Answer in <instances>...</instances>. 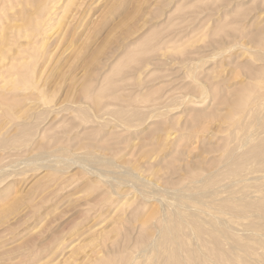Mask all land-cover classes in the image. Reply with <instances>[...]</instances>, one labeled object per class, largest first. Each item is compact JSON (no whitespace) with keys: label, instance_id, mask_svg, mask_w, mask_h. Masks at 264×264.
Wrapping results in <instances>:
<instances>
[{"label":"rangeland","instance_id":"obj_1","mask_svg":"<svg viewBox=\"0 0 264 264\" xmlns=\"http://www.w3.org/2000/svg\"><path fill=\"white\" fill-rule=\"evenodd\" d=\"M262 145L264 0H0V264H264Z\"/></svg>","mask_w":264,"mask_h":264},{"label":"bare ground","instance_id":"obj_2","mask_svg":"<svg viewBox=\"0 0 264 264\" xmlns=\"http://www.w3.org/2000/svg\"><path fill=\"white\" fill-rule=\"evenodd\" d=\"M19 30H20V28H19ZM151 39H152V38H151ZM149 40H150V39H149ZM152 41H153V40H152ZM148 43H149V42H148ZM148 43H147V44H148ZM150 43H151V42H150ZM145 51H146V50H145ZM136 53H137V51H136ZM136 53H135V54H136ZM142 53H143V52H142ZM132 54H134V53H132ZM144 54H146V53H144ZM137 55H138V54H137ZM133 56H135V55H133ZM135 57H136V56H135ZM135 57H133V58H135ZM135 59H136V58H135ZM19 85H20V84H19ZM124 115H126V114H124ZM260 144H261V143H260ZM260 144L258 145V150H259V146H261ZM256 147H257V146H256ZM256 147H255L254 149H257ZM260 148L263 149V148H264L263 145H262V147H260ZM262 149H261V150H262ZM258 150H256V151H258ZM253 151H254V150H253ZM253 151H251V152H253ZM256 151H255V152H256ZM260 152H261V151H260ZM263 152H264V151H263ZM253 153H254V152H253ZM253 153H252L251 155H253V157H255ZM251 155H250V156H251ZM256 155H257V154H256ZM259 155H260V153H259ZM257 156H258V155H257ZM257 156H256V157H257ZM177 191H178V190H177ZM179 201H180V200H179ZM182 202H183V201H182ZM179 203H180V202H179ZM179 203H178V204H179ZM184 203H185V202H184ZM181 204H182V203H181ZM257 204H258V203H257ZM263 204H264V203H263ZM187 205H188V204H187ZM258 205H259V204H258ZM260 205H262V204H260ZM188 206H189V205H188ZM188 206H187V207H188ZM263 206H264V205H263ZM180 207H182V206H180ZM261 207H262V206H261ZM261 207H260V208H261ZM184 208H186V207L184 206ZM192 209H193V208H192ZM221 209H222V208H221ZM263 209H264V208H263ZM187 211H189V213H192V212H194L195 210L192 211V212H190V210H187ZM187 211L184 212V213H187V214H185V216L188 215V212H187ZM224 211H226V210H224ZM224 211H219V213L222 212V214H223ZM178 213H179V212H178ZM178 213H177V214H178ZM184 213H183V214H184ZM225 213H226V212H224V214H225ZM227 213H229V212H227ZM227 213H226V214H227ZM173 214H174V213H173ZM173 214H172V215H173ZM177 214H176V215H177ZM183 214H182V215H183ZM194 214H195V213H194ZM254 214H255V215H259V214H257V213H254ZM182 215H181V216H182ZM189 215H190V214H189ZM196 215H197V214H196ZM196 215H194V216L196 217ZM216 215H217V214H216ZM216 215H214L213 217L216 218ZM219 215H220V214H219ZM252 215H253V214H252ZM163 216H164V215H163ZM173 216H174V215H173ZM191 216L193 217V215H191ZM191 216H189L190 218H189L188 216H187L186 218L191 219ZM217 216H218V215H217ZM244 216H246V214H244ZM244 216H243V217H244ZM177 217L181 218L179 214H178V216H176V218H177ZM183 217H184V215H183ZM199 217H200V216H199ZM203 217H204V216H202V217H200V218L204 219ZM232 217H233V215H232ZM232 217H230V219H232ZM165 218H166V217H165ZM171 218L173 219V218H175V217H170V219H171ZM186 218L184 217V218H182L181 220H183V221H184V220H187V221H188V219H186ZM215 218H214V219H215ZM218 218H219V216H218L216 219H218ZM238 218H239V217H238ZM167 219H169V218H166V220H167ZM170 219H169V220H170ZM214 219H213V220H214ZM223 219H224V218H223ZM240 219H241V218H240ZM163 220H165V219H163ZM166 220H165V221H166ZM173 220H174V219H173ZM173 220H172V221H173ZM177 220H178V219H177ZM179 220H180V219H179ZM191 220H192V219H191ZM194 220H195V219H194ZM165 221H164V222H165ZM167 221H168V220H167ZM172 221H171V222H172ZM174 221H175V220H174ZM174 221L172 222L173 226H174ZM183 221H182V222H183ZM205 221H206V220H205ZM219 221H220V220H219ZM224 221H225V219H224ZM226 221L228 222V220H226ZM178 222H179V221H178ZM213 222H214V221H213ZM221 222H222V221H221ZM233 222H234V221H233ZM236 222H237V220H236ZM175 223H176V222H175ZM179 223H180V222H179ZM192 223H193V225H194V222H192ZM218 223H219V222H218ZM239 223H240V222H239ZM168 224L170 225L171 223H168ZM168 224H167V226H168ZM172 224H171V225H172ZM189 224H191V223H190V220H189ZM220 224H221V223H220ZM224 224H225V223H224ZM233 224L235 225V222H234ZM171 225H170V226H171ZM177 225L179 226V224H177ZM187 225H188V224H187ZM222 225H223V223L221 224V226H222ZM241 225H242V224H240V226H241ZM170 226H169V227H170ZM194 226H195V225H194ZM221 226H220V227H221ZM224 226H225V225H224ZM227 226H228V225H227ZM227 226L225 227V229L227 228ZM229 226H230V225H229ZM242 226H243V225H242ZM169 227L165 228V229H167V230H164L165 233L163 232V233H162V236H163L164 234L166 235V231H167V235L172 234V233L174 232V231H172V230H175V228H176V226H175V228H173V229H172V226H171L170 228H169ZM201 227H202V226H201ZM232 227H234V226H232ZM236 228H237V227H236ZM196 229H197V228H196ZM202 229H203V227H202ZM202 229H201V230H202ZM222 229H223V227H222ZM225 229H224V230H225ZM229 229H230V228L228 227V230H229ZM233 229H234V228H233ZM233 229H232V230H233ZM240 229H242V228H240ZM176 230H177V229H176ZM176 230H175V231H176ZM201 230L199 229L200 232H201ZM203 230H204V229H203ZM203 230H202V232H203ZM224 230H221V231H224ZM230 230H231V229H230ZM230 230H229V232L232 231V230H231V231H230ZM221 231H220V232H221ZM232 232H233V231H232ZM177 233H178V232H177ZM177 233H176V234H177ZM207 233H208V236H209V232H207ZM222 233H223V232H222ZM222 233H218V234L221 236ZM227 233H228V231H227ZM227 233H226V234H227ZM234 233H235V230H234ZM234 233H233V234H234ZM178 234H179V233H178ZM224 234H225V233H224ZM180 235H181V234H179V236H180ZM188 235H189V234H188ZM190 235H191V234H190ZM219 235H217V236L220 238L219 240L225 239V238L228 236V234H227L226 237L223 236V238H222V237H220ZM222 235H223V234H222ZM229 235H230V233H229ZM211 236H212V235H211ZM215 236H216V235H215ZM215 236H214V239H216V241H217L218 238H216L217 236H216V237H215ZM230 236H231V235H230ZM237 236H238V235H235L236 238H237ZM224 237H225V238H224ZM231 237H232V236H231ZM235 237L232 238V239H233V242H234V240H235V239H234ZM238 237H239V236H238ZM166 238H167V236H166ZM166 238L164 237V239H166ZM208 238H209V237H208ZM221 238H222V239H221ZM227 238H228V239H227V241H225V242L228 243V244H232V247H233V245L236 244V243L233 244V243H232V239H230L231 242H229V241H230V240H229V237H227ZM174 239H175V238H174ZM209 239H210V238H209ZM214 239H213V241H214ZM175 240H176V239H175ZM202 240H203V239H202ZM202 240H200L201 243H202ZM206 240H208V239H206ZM219 240H218V241H219ZM236 240H237V239H236ZM236 240H235V241H236ZM153 241H154V240H153ZM155 241H156V240H155ZM166 241H167V240H166ZM203 241H204V240H203ZM213 241H211V239H210V241H204V243H206V242L209 243V242H213ZM216 241H215V242H216ZM218 241H217V242H218ZM239 241H240V240H239ZM239 241H238V242H239ZM241 241H242V240H241ZM241 241H240V244H242ZM173 242H174V241H173ZM181 242H182V241H181ZM217 242H216V243H217ZM225 242H223V243L225 244ZM238 242H237V244H239ZM149 243L152 244L153 242H151V240H150ZM155 243H156V242H155ZM162 243H163V241H162ZM162 243H161L160 245H163V246H164V244H162ZM164 243H166V244H165V246H166V245H167V242H164ZM183 243H184V242H183ZM183 243H182V244H183ZM192 243H193V242H192ZM198 243H200V242H198ZM201 243H200V244H201ZM218 243H219V242H218ZM220 243H221V242H220ZM150 244H149V245H150ZM180 244H181V243H180ZM182 244H181V245H182ZM184 244H185V243H184ZM184 244H183V245H184ZM210 244H212V243H210ZM228 244H227V245H228ZM237 244H236V245H237ZM152 245H153V244H152ZM155 245H156V244H155ZM175 245H176V244H175ZM195 245H196V244H195ZM201 245H202V244H201ZM208 245H209V244H208ZM218 245H219V244H218ZM236 245H235V246H236ZM167 246H168V245H167ZM177 246H178V245H177ZM184 246H185V245H184ZM184 246H183V247H184ZM209 246H210V250H211V247L214 246V243H213L212 246H211V245H209ZM215 246L218 247L217 245H215ZM225 246H226V245H225ZM228 246H229V245H228ZM230 246H231V245H230ZM237 246L240 247L241 245H240V246L237 245ZM242 246H244V247H242L243 249H244L245 247H247L246 245H243V244H242ZM149 247L152 248V247H155V246H152V247L149 246ZM202 247H204V244H203V246H201L200 248H202ZM205 247L208 248V246H206V245H205ZM219 247H220V246H219ZM226 247H227V246H226ZM226 247H225L224 249H226ZM238 247H236V248H238ZM146 248H147V247H146ZM150 248H149V249H150ZM170 248H171V246H170ZM176 248H177V247H176ZM178 248H180V245L178 246ZM228 248H229V247H228ZM234 248H235V247H234ZM234 248H232V249H233V253H234V256H235V255L237 254V253L235 254V252H236L237 249H234ZM149 249L147 248V251H148ZM161 249H162V248H161ZM161 249H160V250H161ZM164 249H165V248H164ZM185 249H186V247H185ZM193 249H194V248H193ZM202 249H203V248H202ZM202 249H201V250H202ZM208 249H209V248H208ZM208 249H207V251H206V250H205V251H206V252L209 251L210 253L213 252L212 250H214L213 247H212V250H211V251L208 250ZM218 249H219V248H218ZM221 249H222V247H221ZM240 249H241V248H240ZM240 249H239V250H240ZM243 249H242V251H244V250H248V248H247V249L245 248L244 250H243ZM142 250H143V247H142ZM152 250H154V248H152ZM160 250H159V251H160ZM162 250H163V249H162ZM170 250H171V251L173 250L174 253H173V255L171 254L172 256L170 257L169 260L166 258L167 262H165V264H181V262H179V260H181V259H179V257H178L180 254H179V255H176L175 250H174L173 248L170 249ZM170 250H169V251H170ZM180 250H181V249H180ZM186 250H188V248H187ZM189 250H190V249H189ZM201 250H200V251H201ZM216 250H217V248H216ZM216 250H214V251H216ZM219 250H220V249H219ZM228 250H230V248H229ZM234 250H235V252H234ZM165 251H166V250H165ZM192 251H193V250H192ZM194 251H195V252H194ZM194 251L191 252V250H190V252H191L190 255H192V253H193V254L198 253V252H196V250H194ZM203 251H204V249L202 250V252H203ZM222 251H225V250L222 249ZM226 251H227V250H226ZM226 251H225L224 255L226 254ZM141 252H142V251H141ZM180 252H181V251H180ZM185 252H186L185 250H184V252L182 251L181 253H184V256H183L182 254H181V255H182L184 258H187V259H188V257H186L187 255L185 256ZM188 252H189V251H188ZM206 252H205V253H206ZM217 252H218V250H217ZM220 252H221V251H220ZM237 252H238V251H237ZM240 252H241V251H240ZM240 252H238V253L241 254V255H238V254H237V256H242L243 252H242V253H240ZM166 253H167V252H166ZM166 253H165V254H166ZM210 253H209V254H210ZM213 253H214V252H213ZM215 253H216V252H215ZM222 253H223V252H222ZM227 253H230L231 255H233L231 250H230V252L227 251ZM186 254H187V252H186ZM199 254L201 255V254H203V253H199ZM206 254H207V253H206ZM206 254H205V255H206ZM209 254H207L206 257H207V259H210V260H211V257L208 258V257H209V256H208ZM217 254H218V253H217ZM219 254H221V253H219ZM219 254H218V255H219ZM230 254H228V255H230ZM197 255H198V254H197ZM203 255H204V254H203ZM210 255L213 256L212 258H216V257L218 256V255H216V254H215V256H214V254H210ZM231 255H230V256H231ZM225 256H226V255H225ZM230 256H229V257H230ZM237 256H235V257H237ZM168 257H169V253H168ZM190 257H191V256H190ZM198 257H200V256L198 255ZM198 257H197V258H198ZM204 257H205V256H204ZM222 257H223V256H222ZM180 258H182V257H180ZM195 258H196V256H195L193 259L190 258V260H193L192 262H194ZM201 258H202V257H201ZM224 258H225V257H223V259H224ZM242 258H244V257H242ZM242 258L239 257V258H237V259L240 260V259H242ZM187 259H186V260H187ZM199 259H200V258H199ZM205 259H206V258H205ZM217 259H218V257H217ZM221 259H222V258H221ZM227 259H229V258L226 257L225 260H227ZM231 259L233 260V256L231 257ZM231 259H230V260H231ZM183 260H184V259H183ZM197 260H198V259H197ZM200 260L202 261L203 259H200ZM200 260H198V261L200 262ZM213 260H214V262H213ZM213 260H211V261H212L211 264H212V263H214V264H217V263L219 264V263H220L219 260H218V262H216V259H213ZM225 260H224V261L221 260V261L225 262ZM234 260H235V259H234ZM242 260L245 261V259H242ZM263 260H264V258H263ZM203 261H204V260H203ZM203 261H202L201 263H203ZM208 261H209V260H208ZM208 261L205 260L206 263H207ZM227 261H229V260H227ZM183 262H184V264H185V261H183ZM205 262H204V264H205ZM230 262H231V264H232V261H229V263H230ZM233 262H234V261H233ZM239 262H241V260H240ZM242 262H243V261H242ZM242 262H241L240 264H243ZM108 263H109V262H108ZM197 263H198V262H197ZM227 263H228V262H227ZM229 263H228V264H229ZM244 263H245V262H244ZM110 264H112V263H110ZM163 264H164V263H163ZM186 264H187V262H186ZM194 264H196V261H195ZM208 264H209V263H208ZM221 264H223V263H221ZM224 264H225V263H224ZM234 264H236V262H234ZM238 264H239V263H238ZM245 264H246V263H245ZM261 264H263V263H261Z\"/></svg>","mask_w":264,"mask_h":264}]
</instances>
